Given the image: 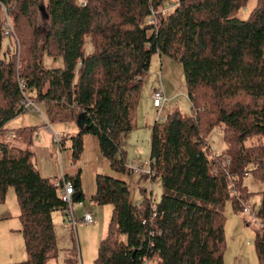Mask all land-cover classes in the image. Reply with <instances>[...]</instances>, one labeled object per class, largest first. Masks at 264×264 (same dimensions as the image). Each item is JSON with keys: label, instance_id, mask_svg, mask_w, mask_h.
Wrapping results in <instances>:
<instances>
[{"label": "trees", "instance_id": "1", "mask_svg": "<svg viewBox=\"0 0 264 264\" xmlns=\"http://www.w3.org/2000/svg\"><path fill=\"white\" fill-rule=\"evenodd\" d=\"M247 2L0 0V202L12 186L27 253L11 264H58L51 215L67 214L57 187L34 162L33 128L5 126L27 101L44 103L50 121L83 114L84 130L71 136L73 155L83 149V134H92L119 174L97 173L89 196L112 206L94 264H223L222 206L230 200L241 210L238 199L245 198L240 184L233 186L235 176L251 172L264 183V0L240 18ZM154 54L181 63L192 112L176 108L150 125V178L159 179L162 193L153 201L143 190L135 203L122 177L131 172L122 141L136 123L137 96ZM44 55L63 64L44 67ZM215 127L224 154L211 151ZM253 136L255 144L245 147ZM71 180L76 201L83 200L79 173ZM257 194L255 250L264 264V189ZM63 264H78L75 244Z\"/></svg>", "mask_w": 264, "mask_h": 264}, {"label": "rangeland", "instance_id": "2", "mask_svg": "<svg viewBox=\"0 0 264 264\" xmlns=\"http://www.w3.org/2000/svg\"><path fill=\"white\" fill-rule=\"evenodd\" d=\"M255 3L256 0H248L246 6L239 11L238 16L245 19ZM169 6L171 5L167 3L165 8L167 9ZM91 49V43L87 39L85 50L90 52ZM62 64L63 60L61 57L43 56L44 67H59ZM155 87H162L166 98L164 106L159 112L157 108L153 107L150 98ZM191 107L192 103L186 93L181 63L164 54L161 56L154 54L151 58L150 66L143 76L137 96V103L134 108V121L136 123L122 141L126 166L130 167V169L132 164L140 167L137 173L142 168L141 174H143V177L139 175L140 173H133L131 178L127 177L133 202L138 203L143 199V190L153 201H158L162 193L159 179H151V173L148 170L150 125L154 120L164 118L167 113L176 108L183 114L189 115L192 112ZM45 124L47 126H44ZM5 126L11 129L22 126L33 128L30 147L34 151V162L36 161L35 164L40 174L49 177L53 183L62 175L70 178V176L64 175L60 171L61 168L76 173L77 171H80L79 173L83 171L80 181L84 199L72 202L73 217L77 220H80L82 216L83 204H96L89 199V193L95 190L96 174H108L110 172L112 175L118 174L112 168H109V164L100 153L97 138L92 134H83V149L78 157L74 156L71 136L79 132L75 120L50 121L46 114L44 103H38L36 107L34 106L29 110L26 108L24 112L8 120ZM43 127H47L48 131H44ZM256 138L254 136L248 138L244 146H253ZM208 140L213 154H224L226 143L224 142V145L222 142V130L220 127H215L211 130ZM9 142L12 143L13 141ZM81 155H83L82 161L80 159ZM225 156L227 155L225 154ZM228 156L230 160V155L228 154ZM227 165V167L230 166L229 161ZM235 179L233 186L236 183L240 184L238 185L241 188L240 193L245 198L242 201L238 197L239 202L242 203L241 210H234L230 200H227L222 206L225 245L223 264H259L255 250V231H258L261 221L257 218V214L256 212L254 213L252 207L255 205L257 210L259 202L257 192L264 189V183L258 180L251 172H242L238 177L236 175ZM245 208L249 212H246ZM19 212L20 208L14 188L11 186L7 190L5 200L0 202V264L21 262L27 258L23 236L18 230L21 227ZM62 213L60 210H55L51 215L59 248L57 263L62 264L66 249L75 244L78 253V264H94L100 241L105 234L101 224L95 222L91 225L79 221L74 226L71 221L66 219V216L63 215L65 218L62 216ZM51 261L54 262V260Z\"/></svg>", "mask_w": 264, "mask_h": 264}, {"label": "built area", "instance_id": "3", "mask_svg": "<svg viewBox=\"0 0 264 264\" xmlns=\"http://www.w3.org/2000/svg\"><path fill=\"white\" fill-rule=\"evenodd\" d=\"M150 98H151L153 107L157 108L158 112L161 111V109L164 106V103L166 101L165 94H164L162 87H155L152 90ZM25 104H26L25 108H27V110L34 107L32 102H30V101H27ZM55 137H56V135H55ZM131 169L134 172H137L138 170H140V167L136 166L135 164H132ZM71 177L72 176H70V178ZM70 178L62 175L54 181V185L57 187L59 197L67 205L66 217H67L68 221H71L74 225L76 223V220L73 218V212H72L71 207H72L73 195L75 194V191H74V187L72 184V180ZM245 210H246V212H249V210L247 208H245ZM94 220H95L94 214L91 211L84 209L82 216L80 218V222H82L84 224H91L94 222Z\"/></svg>", "mask_w": 264, "mask_h": 264}, {"label": "crops", "instance_id": "4", "mask_svg": "<svg viewBox=\"0 0 264 264\" xmlns=\"http://www.w3.org/2000/svg\"><path fill=\"white\" fill-rule=\"evenodd\" d=\"M158 113V112H157ZM44 126H47V124H45ZM44 128V127H43ZM42 128V129H43ZM48 131V128L46 127V128H44V131ZM79 131V130H78ZM78 133V132H77ZM82 158H83V155H81V161H82ZM80 159H79V161H80ZM107 161V160H106ZM107 163H108V161H107ZM108 167V166H107ZM110 168V167H109ZM62 169V168H61ZM60 169V171H62V173L64 174V175H68V176H74V175H76L77 173H79L78 171H77V173L76 172H73V171H68V170H65V168H63L62 170ZM111 169V168H110ZM149 170V169H148ZM61 173V174H62ZM111 173V172H110ZM110 173H108V174H110ZM133 173H135V174H138V173H140L139 175H141L142 177H143V174H141L142 173V168H141V171L140 172H134L133 170H131V172H130V174L129 175H122V177L127 181V177H129V178H131V176H132V174ZM82 174H83V171L81 172V173H79V178L82 176ZM110 175H112V173L110 174ZM118 175V174H117ZM117 175H114V176H117ZM44 176V175H43ZM127 183H128V181H127ZM129 186V185H128ZM95 189V188H94ZM94 192V190L91 192V193H89L90 195L92 194ZM130 194H131V192H130ZM133 195H134V193H133ZM97 204H90V205H86V203L85 204H83V207H84V209H87V210H89V211H91L93 214H94V217H95V220H94V222L93 223H91V225H93L95 222H97L98 224L100 223L101 224V228H102V230H103V232H106V227H107V223H108V220H109V217H110V214H111V212H112V206L111 205H109V204H105V205H98V206H96ZM98 207H103V208H98ZM71 209H72V207H71ZM83 209V210H84ZM99 209V210H98ZM98 211H99V213H98ZM73 212V211H72ZM62 216H63V213H62ZM66 216V215H65ZM74 216V215H73ZM64 217V216H63ZM65 218V217H64ZM75 220H76V223L74 224V226H76V224H78L79 223V219L77 220L75 217H73ZM66 219H67V217H66ZM68 220V219H67ZM73 224V223H72ZM95 227V226H94ZM20 229H21V227H20ZM20 229H18L19 231H20ZM65 254V253H64ZM58 259V258H57ZM49 263V262H48ZM50 264H54V262H52L51 261V263ZM62 264H63V262H62Z\"/></svg>", "mask_w": 264, "mask_h": 264}, {"label": "water", "instance_id": "5", "mask_svg": "<svg viewBox=\"0 0 264 264\" xmlns=\"http://www.w3.org/2000/svg\"><path fill=\"white\" fill-rule=\"evenodd\" d=\"M75 124L78 127L79 131L84 130L85 128V122H84V117L83 114H80L77 116V118L75 119ZM77 197L75 196V194L73 195V202H76Z\"/></svg>", "mask_w": 264, "mask_h": 264}]
</instances>
